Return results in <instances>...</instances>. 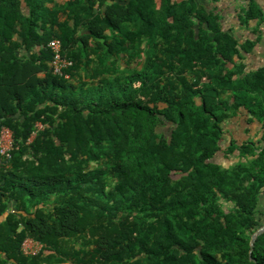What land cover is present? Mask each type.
I'll list each match as a JSON object with an SVG mask.
<instances>
[{
    "label": "trees",
    "instance_id": "trees-1",
    "mask_svg": "<svg viewBox=\"0 0 264 264\" xmlns=\"http://www.w3.org/2000/svg\"><path fill=\"white\" fill-rule=\"evenodd\" d=\"M262 24L258 0H0V264H264ZM234 117L258 132L225 141Z\"/></svg>",
    "mask_w": 264,
    "mask_h": 264
},
{
    "label": "crops",
    "instance_id": "crops-1",
    "mask_svg": "<svg viewBox=\"0 0 264 264\" xmlns=\"http://www.w3.org/2000/svg\"><path fill=\"white\" fill-rule=\"evenodd\" d=\"M66 1L67 0H55V3L63 4ZM258 1L264 9V0H258ZM224 6H226V5H224ZM64 19H65V15L62 16V20H64ZM256 23H257L256 21H251V27H254L256 25ZM224 26H225V28L233 29L234 34L241 41L246 40V38L255 39L257 37V35L254 34L251 29L245 28V27L240 25L239 19L236 15L234 8H233V12L228 11L226 9ZM261 28H262V32H261L260 41L254 46L252 51L247 54L246 62H247L248 69L254 70V69H258V68L264 66V24H262ZM229 124L231 125L230 128L228 126ZM240 127H242L243 131H245V132H246L247 128L250 129L248 134L251 136H254L259 130L258 124L254 123L252 126H250L249 124H246L243 119H240L238 117L232 118L231 120H229L225 124L226 133L231 132V137H234L233 136L234 133L240 132Z\"/></svg>",
    "mask_w": 264,
    "mask_h": 264
},
{
    "label": "built area",
    "instance_id": "built-area-1",
    "mask_svg": "<svg viewBox=\"0 0 264 264\" xmlns=\"http://www.w3.org/2000/svg\"><path fill=\"white\" fill-rule=\"evenodd\" d=\"M48 47L51 49L53 58L51 67L53 73L57 75L69 77L67 70L73 65V60L63 55V46L59 38L51 39L48 42ZM14 135L9 127H4L0 133V154L9 157L13 148ZM44 244L39 240L28 237L22 244V251L25 255L38 254Z\"/></svg>",
    "mask_w": 264,
    "mask_h": 264
},
{
    "label": "rangeland",
    "instance_id": "rangeland-1",
    "mask_svg": "<svg viewBox=\"0 0 264 264\" xmlns=\"http://www.w3.org/2000/svg\"><path fill=\"white\" fill-rule=\"evenodd\" d=\"M228 7H229V10H228ZM225 10L227 9L228 11H231L233 12V5H226L225 7ZM229 128H230V124L228 125ZM168 126H165V129H168L167 128ZM230 130V129H229ZM236 134V135H235ZM233 135V134H232ZM234 137H231V132H227L226 133V136H225V141L227 142H230V140L232 138H235L237 139L239 142H242L243 140H245L247 138V133L245 131H243V128L240 127V132H237V133H234L233 135ZM236 136V137H235ZM217 161L220 162L223 166L225 167H231L233 165V163L235 161H237V157L236 155H230V156H226L224 153H221L219 156H217ZM259 207L260 209H262L264 211V195L263 197L261 198L260 200V203H259Z\"/></svg>",
    "mask_w": 264,
    "mask_h": 264
},
{
    "label": "water",
    "instance_id": "water-1",
    "mask_svg": "<svg viewBox=\"0 0 264 264\" xmlns=\"http://www.w3.org/2000/svg\"><path fill=\"white\" fill-rule=\"evenodd\" d=\"M264 232V224L252 235L251 241H250V251L249 254L251 255V252L253 250L255 241L257 237Z\"/></svg>",
    "mask_w": 264,
    "mask_h": 264
}]
</instances>
